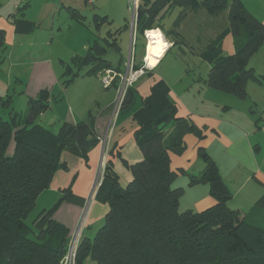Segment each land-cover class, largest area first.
<instances>
[{
    "label": "crops",
    "instance_id": "1",
    "mask_svg": "<svg viewBox=\"0 0 264 264\" xmlns=\"http://www.w3.org/2000/svg\"><path fill=\"white\" fill-rule=\"evenodd\" d=\"M239 1L264 27V0ZM130 2L0 0V31L4 33L0 97L9 95L12 108L22 114L28 99H35L46 90L50 94L49 108L37 118L40 126L56 132L60 124L78 123L91 113L95 116L96 136L107 134L103 174L97 175L102 158L99 144L90 150L87 161L62 152L60 160L66 169L52 176L49 188L40 193L27 216L35 218L57 204L51 216L67 229L68 238L83 220L80 242L91 240L100 228L108 211L104 200L111 186L116 183L123 188L131 181L129 166L143 159L138 146L155 133L157 123L171 107L175 108L176 117L190 120L202 132L200 139L186 134L182 154H170L171 170L183 172H177L170 184L171 189L182 190L177 211L198 213L215 204L207 184L188 185V175H198L204 168L198 158L199 148L214 162L231 193L229 209L249 212L264 193V131L260 128L264 119V45L247 65L258 74L259 81H248L247 96L239 99L209 87L206 80L218 57L235 52L227 11L211 16L199 10L185 15L176 25L179 10L173 9L164 16L162 24L166 31L174 29L178 37H166L159 29L145 31L144 37H139L133 31L136 9L134 12ZM94 16L106 21L96 28L93 38L84 31V21ZM151 31L160 33L163 46H150L148 38L146 42V34ZM105 38L117 45L107 53L112 50L121 54L128 49L132 67L142 66L144 58L148 66L130 87L132 107L115 116L112 108L119 82L116 87L104 88L99 74H118L117 69L124 72L122 58L115 65L107 60L111 69L97 75H85L84 69L67 88L61 86L70 58L83 56L95 40L102 42ZM5 112L2 114L7 118ZM11 151L13 143L7 153Z\"/></svg>",
    "mask_w": 264,
    "mask_h": 264
},
{
    "label": "trees",
    "instance_id": "2",
    "mask_svg": "<svg viewBox=\"0 0 264 264\" xmlns=\"http://www.w3.org/2000/svg\"><path fill=\"white\" fill-rule=\"evenodd\" d=\"M137 5L133 31L139 37L152 29L162 30L166 37H178L174 29L166 31L162 24L173 9L179 10L176 25L199 10L211 16L227 11L235 52L215 60L207 84L243 99L247 82L259 81L247 65L264 45V27L241 1L139 0ZM92 20L96 27L106 21L98 16ZM3 35L1 30L0 53ZM115 44L107 38L102 42L97 39L83 56L70 58L61 86L67 88L84 69L85 75L111 69L104 57ZM118 80L116 77L110 84L116 87ZM132 95L128 88L118 114L132 107ZM49 97L43 90L35 99H28L22 114L12 108L9 95L0 97V264H61L68 231L52 219L57 204L36 215L31 227L26 219L37 197L49 188L52 176L66 169L60 160L62 152L87 161L88 153L98 144L91 113L78 123L60 124L56 132L36 123L49 108ZM200 131L190 120L176 117L174 107L168 110L155 133L138 146L143 159L129 166L131 181L123 188L116 183L111 186L104 200L108 206L104 224L93 239L80 242L75 264H83L86 258L95 264H264V227L254 221L255 213L264 211V193L248 213L229 209L231 193L201 148L198 158L204 168L198 175H188V185L207 184L215 204L198 213L177 211L182 190L171 189L170 184L177 172H183L171 170L170 154H182L184 136L193 134L200 139ZM10 143L13 151L8 154Z\"/></svg>",
    "mask_w": 264,
    "mask_h": 264
},
{
    "label": "built area",
    "instance_id": "3",
    "mask_svg": "<svg viewBox=\"0 0 264 264\" xmlns=\"http://www.w3.org/2000/svg\"><path fill=\"white\" fill-rule=\"evenodd\" d=\"M138 0H131V4L133 7V10L135 12L136 9V4ZM147 36V34H146ZM147 39V37H146ZM133 67L131 66L130 62L127 63L126 69H124V72L122 74H114L110 71H104L101 74H99L100 82L104 88H108L114 80V78L118 77L119 78V83H118V88H117V96L114 102V107L112 108L113 110V116L118 114V109L120 108L121 102L123 100V95L125 94L126 90L130 88L133 85V82L136 81L141 75L144 74L146 69L148 68L146 59L144 58L143 65L140 66L138 69H132ZM261 130L264 131V119L261 120L260 124ZM107 134L102 135V136H97L98 144L101 146L102 149V158L100 162V167H99V173H97L98 177L101 176L104 172V154L106 148V143H107ZM98 182V180H97ZM97 182L95 185H97ZM83 226V220L80 221L78 226H76V230L69 236L66 245V253H64V257L62 258L61 264H75V256L77 249L79 247L80 241L79 239L81 238V227Z\"/></svg>",
    "mask_w": 264,
    "mask_h": 264
},
{
    "label": "rangeland",
    "instance_id": "4",
    "mask_svg": "<svg viewBox=\"0 0 264 264\" xmlns=\"http://www.w3.org/2000/svg\"><path fill=\"white\" fill-rule=\"evenodd\" d=\"M91 18H92V16H91ZM91 18H88V19H86V21H84V31L86 32V33H89L90 35H92V37L94 38V37H96V35H97V33H96V25H95V23L91 20ZM99 27V26H98ZM103 28H105V26L103 25L102 27H101V30L99 31V33H104L103 32ZM92 38V39H93ZM92 42V41H91ZM146 42H148L147 41V39H146ZM146 42H145V44H146ZM128 54H129V52H128V49L126 50L125 49V51H123V52H121V54H117V53H115L114 51H109L108 53H107V55H106V60H108L110 63H112L113 65H115L116 63H117V59L120 57V58H122V60H124V62H125V64H124V69H126V65H127V62H128ZM131 55H132V50H131ZM131 55H130V57H131ZM131 59H132V57H131ZM124 69H123V71H124ZM253 73L255 74V75H258V74H256L254 71H253ZM114 107V106H113ZM125 185H127V184H125ZM124 185V186H125ZM123 186V187H124ZM256 212V211H255ZM246 213H248V212H246ZM254 216V215H253ZM255 219H254V221H255V223L257 224V225H260L261 227H264V211H257V213H255ZM33 220H34V217H32V216H29L28 218H27V220H26V224L27 225H29V226H31L32 225V222H33ZM104 224V222L99 226V227H101L102 225ZM99 229V228H98ZM98 229L95 231V233L93 234V236H91V239H93L94 238V236L96 235V233H97V231H98ZM76 257V256H75ZM83 264H95V262L94 261H92L90 258H86L85 259V261H84V263Z\"/></svg>",
    "mask_w": 264,
    "mask_h": 264
},
{
    "label": "bare ground",
    "instance_id": "5",
    "mask_svg": "<svg viewBox=\"0 0 264 264\" xmlns=\"http://www.w3.org/2000/svg\"><path fill=\"white\" fill-rule=\"evenodd\" d=\"M147 38L149 40L148 44H150V46H153V44H157L158 46H163L162 45V39H161V35L158 31H151L147 33ZM150 52V49L148 48V54ZM152 65V63H151Z\"/></svg>",
    "mask_w": 264,
    "mask_h": 264
}]
</instances>
